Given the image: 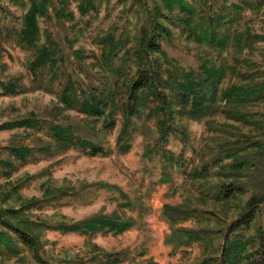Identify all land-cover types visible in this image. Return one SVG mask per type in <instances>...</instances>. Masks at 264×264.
Returning a JSON list of instances; mask_svg holds the SVG:
<instances>
[{
    "label": "rangeland",
    "instance_id": "obj_1",
    "mask_svg": "<svg viewBox=\"0 0 264 264\" xmlns=\"http://www.w3.org/2000/svg\"><path fill=\"white\" fill-rule=\"evenodd\" d=\"M68 1L74 20H58L52 13L40 18L41 43L56 44L57 67L34 74L29 66L33 52L21 48L16 37L30 0L22 5L0 0V82H17L20 91L0 97V159L8 161L0 166V208L26 207L32 221L52 225L99 214L131 221L122 233L36 229L41 257L48 264H103L104 253H120L125 259L120 264H195L219 255L227 228L244 213L247 200L256 195L264 201V152L257 142L264 141V100L232 106L222 93L264 81V0H188L200 14L224 23L234 14L224 49L189 36L180 20L184 14L163 9V0H96L86 15L77 10L79 0ZM232 4L242 10L234 13ZM156 6L169 18L154 19L169 32L159 37L163 52L149 54L147 62L162 63L165 73L173 64L197 72L203 59L227 67L218 99L202 116L192 113V104L183 107L172 100L168 89L163 90L165 115L160 102L150 97L141 116L128 120L124 113L127 86L137 76L138 63L122 55L151 33ZM110 38L122 39L125 48L107 60ZM109 86L115 89L113 115L96 118L69 104ZM34 117L37 126L20 124ZM112 117L115 128H106L104 121ZM168 124L171 132L165 136ZM55 126L70 128L103 152L62 148L54 139ZM125 127L131 148L122 153L118 145L126 140L121 134ZM20 147L30 149L25 159L10 150ZM237 151L249 157L252 166L234 173L230 154ZM232 179L246 185L244 195L221 202L208 193ZM48 197L53 200L44 202ZM194 207L209 214H193ZM260 227L264 234V204L246 232V237L255 238L249 252L259 244ZM0 231L14 235L1 224ZM195 233L198 237L191 238ZM0 264L40 263L24 250L0 256Z\"/></svg>",
    "mask_w": 264,
    "mask_h": 264
},
{
    "label": "trees",
    "instance_id": "obj_2",
    "mask_svg": "<svg viewBox=\"0 0 264 264\" xmlns=\"http://www.w3.org/2000/svg\"><path fill=\"white\" fill-rule=\"evenodd\" d=\"M14 4L22 5L24 0H10ZM163 9L173 12L178 10L184 16L180 19L184 30L189 33V36L198 39L199 41L206 40L211 45L217 46L221 49L226 48L232 33H228L234 20V14L228 20L222 21L215 16H206L200 14L201 9H197L188 0H163ZM96 0H79L77 10L81 15H86L90 10L96 6ZM234 13L242 10L239 5L232 4ZM160 6L155 7L154 18L163 17L169 18L165 15ZM51 13L58 20L67 19L74 20V13L69 9L68 0H56V5L53 6L52 0H30V7L22 18V26L16 33L17 42L19 46L25 50L33 52V60L30 62V70L36 74L43 68L57 67V46L51 42L41 43L40 37V18L50 17ZM230 15V14H229ZM228 15V16H229ZM237 15V14H236ZM226 15L222 18H225ZM155 20V21H154ZM152 20L151 33L144 34L133 50H125L122 57L129 55L128 59L134 58L138 63L137 76L132 79L127 86V98L124 104V113L128 120L139 117L144 112L148 98L160 102L159 110L163 115L167 113L166 101L163 97V90L168 89V95H172L171 99L178 102L181 106L186 107L192 104V113L195 116H202L207 113L218 99L220 85L227 74V67L217 65L211 59H203L199 67V71H184L180 70L175 64L167 68L165 73L162 68V63L158 66L153 65L147 58L151 53H162L163 47L160 41L162 34H167L169 31L167 27L157 21ZM230 22V23H228ZM223 24V25H221ZM229 24V25H228ZM2 37V29L0 26V39ZM162 38V37H161ZM238 41L239 38L236 37ZM242 40H240V43ZM122 39H111L108 43L107 60L114 59L115 56L124 49ZM114 86V85H113ZM109 86L98 93L89 92L88 97L82 101L79 98L69 100L70 105H74L81 109L89 116L101 118L107 115H113L112 110L115 106V89ZM70 85L66 91L70 90ZM19 83L0 82V97L4 95H13L19 93ZM164 93V94H163ZM226 98V104L235 106L249 105L250 103L264 100V81L256 84L233 86L228 91L222 92ZM82 102V103H80ZM234 107H231L233 110ZM166 111V112H165ZM243 116V115H241ZM129 123V121H128ZM24 126H37L38 121L34 118H26L20 121ZM115 118L112 117L108 121H104L106 128H115ZM128 124H126L127 127ZM7 126V125H5ZM171 125L168 124L163 134L168 136L171 132ZM122 129V137L126 136V140H120L118 150L122 153H127L131 145L128 143L129 134H126L127 128ZM54 139L62 146V148L69 149L70 147L81 146L89 150L91 154L103 152L101 147L88 141L76 137L73 130L68 127L55 126L52 129ZM164 136V137H165ZM167 138V137H166ZM123 139V138H122ZM128 139V140H127ZM123 141V142H122ZM260 144L258 147L263 148L264 141H257ZM12 153L20 159H25L30 153V149L26 147L12 148ZM230 151V150H229ZM233 158V172L245 168V166H252L249 159H245L243 154L238 151L230 154ZM8 164V161L0 159V166ZM195 175L199 176V172L195 171ZM238 179V178H237ZM215 190L208 189V193L214 197L215 200L227 202L235 199L239 195L246 193V185L241 181L232 179L229 183H222L214 187ZM52 196V195H50ZM59 195L58 198H60ZM55 197V196H53ZM57 198V199H58ZM53 199L48 197L44 202H50ZM33 202L34 204H37ZM256 203V204H254ZM264 201L257 200V196L253 195L245 203V211L237 219H235L227 228L224 235V244L221 247L219 255L207 257L195 264H264V234L261 227L259 228V244L253 251L249 252V246L254 244L255 238L246 237V232L256 222L257 213ZM31 207V203L28 205ZM26 207L20 208H0V224L6 227L13 236L6 232L0 231V256L19 255L24 250L29 251L32 257L40 264H48L47 260L41 257L40 248L41 241L39 236L34 232L36 229L49 228L56 229L62 232H78L81 234H94L98 231L122 233L130 228L131 221L124 220L117 216L99 214L75 223H57L49 224L46 222L32 221L25 212ZM191 213L196 214L199 211L197 207L190 210ZM209 211H201L200 213L209 214ZM189 209L184 213L187 218ZM26 216V217H25ZM171 216V215H170ZM198 233L191 234V238H197ZM96 258V257H92ZM100 260V259H99ZM125 259L120 253H104L100 261L103 264H120Z\"/></svg>",
    "mask_w": 264,
    "mask_h": 264
}]
</instances>
